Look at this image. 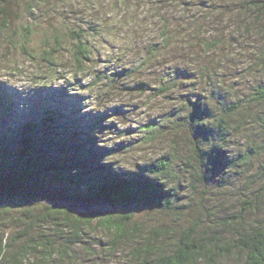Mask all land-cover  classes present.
Instances as JSON below:
<instances>
[{
  "label": "trees",
  "instance_id": "obj_1",
  "mask_svg": "<svg viewBox=\"0 0 264 264\" xmlns=\"http://www.w3.org/2000/svg\"><path fill=\"white\" fill-rule=\"evenodd\" d=\"M84 2L0 0V33L7 32L9 41L18 44L26 58H37L30 45L37 34L44 33L48 48L42 59L50 72L36 75L37 91L48 89L49 81L57 80L59 77H52L62 75V70L70 74L61 81L77 83L69 86L72 90H81L77 80L92 73V82L104 83L109 77L112 87L121 89L115 84L119 81L123 86V80L137 72L126 67L111 73L93 72L90 64L94 47L89 35L99 31L83 27L86 19L71 27L64 16L59 24L50 18L49 14L57 11L56 4L72 7ZM124 2L120 0L118 6ZM41 5H52L40 11L43 27L35 15ZM194 7L205 16L204 24L217 13L223 25L234 22V26H245L248 34L244 36L255 40L259 48L255 51V67L251 65L249 70L255 68L261 74L255 78L257 83L248 99L234 98L232 87L225 88L221 81H215L211 75L218 80L217 71L213 74L210 69H197L180 79L187 69L173 65L166 70L171 71L169 76L162 75L155 85L139 81L127 90L145 93L149 89L167 95L179 89L184 93L177 107L163 118L138 127L112 126L118 138L105 141L100 133L110 124L104 122L117 119L123 106L105 111V105L99 103L98 113L90 117L62 104L65 99L55 100L45 93L18 113L14 108L16 95L0 83V206L18 201L44 206V216L36 214L33 220L50 225L55 232L54 236L50 233L40 238L24 235V242H7L0 236V264H62L64 258L66 264H77L76 250L88 243L86 238L93 228L102 229L108 237L107 241L99 240V253L90 252L101 258V264H122L117 260L122 251L128 258L125 264H264V177L259 187L248 190L255 176L253 159L264 155L260 151L264 146V0H200L194 2ZM238 21L241 22L237 24ZM172 27L163 31L164 41L170 40ZM224 34L225 31L217 33V38L204 42L200 38L204 45L201 54L227 50ZM65 50L73 60L71 68H62L58 61ZM153 55L151 52L147 56L145 65ZM91 88L86 87L89 92ZM61 92L66 98L67 93ZM240 116L241 120H237ZM256 125L261 134L259 145L251 143L246 147L235 142L234 138ZM176 130L190 132L185 135L190 158H184V173L176 171L177 148L138 166L124 154L134 149L132 140L122 139L128 135L139 133L142 140L152 142ZM260 169L264 175V165ZM102 203L120 204L124 213H73ZM132 207L168 214L179 227L165 224L143 228L134 222ZM35 225L27 223L26 228L31 230Z\"/></svg>",
  "mask_w": 264,
  "mask_h": 264
},
{
  "label": "rangeland",
  "instance_id": "obj_2",
  "mask_svg": "<svg viewBox=\"0 0 264 264\" xmlns=\"http://www.w3.org/2000/svg\"><path fill=\"white\" fill-rule=\"evenodd\" d=\"M91 1L94 4H91ZM199 1L125 0L122 7L118 6L120 0H85L84 3H79L72 7L68 4L64 6L56 4L55 8L57 11L49 14L53 22L59 24V21L64 16L66 22H69L70 26L73 27L75 22L86 19L88 22L82 23L83 27H90L99 31L96 34L89 35L94 47L93 61L90 64L93 72L103 73L105 71L111 73L121 69V67L132 68L137 70V72L132 75V78L129 77V80L124 79L125 83L123 86L119 81L115 84V86H120L121 89L112 87L113 82H110L112 79L109 77L104 83L98 82L96 84V82H92L94 76V73H92L87 77L82 75L77 80L79 86H82L81 90L77 88L72 90L69 86L73 87L77 83L72 82L70 85L71 82H65L64 79L61 81L60 78L63 76L67 77L70 74L67 70H62V75L58 73L52 77L54 80L55 77H59L57 80L49 81L48 85L50 87L48 89L37 91L36 75L45 76L50 72L44 66V60L42 59L44 50L48 48L45 44L44 33L37 34L30 45V50L33 51L37 58L28 59L18 44L14 45V43L9 41L11 37L5 32L0 33V83L7 85V91L12 92L14 96L16 95L15 101L17 105L14 108L18 113L19 110L26 109L25 107L30 108V102L38 101L41 95H46L45 93H48L55 100L65 99L63 101L66 103L62 102V104L78 108L80 111L89 114L90 117L94 113H98L99 103L105 105V111H109L110 107L116 105L123 106V112L116 116L117 119L111 118L109 122H104L109 123L111 126H108L104 132L100 133L105 141H114V139L118 138L116 136L117 133H115L117 130H112L115 129V126L120 129L128 128L129 126L138 127L141 123L148 122L151 119L163 118L170 110L177 107L179 98L184 93L179 89H175L167 93V95H159L157 91H149V89L145 93L138 90H133L132 92L127 90L128 87L139 81L155 85L156 81L161 80L162 75L165 77L166 75L169 76L171 71L166 70L173 65L187 69V72L180 74V79L186 78V75H189L187 74L188 71L193 72L197 69L203 72H209L208 69H210L212 72L209 73L213 74L215 73L214 71H217L218 80L214 75H211L215 81H221L225 88L232 87L234 98L241 96L244 99H248L249 94L254 91L255 82L257 83L255 78L261 74V71L257 72L255 68L249 70L251 65L255 67L254 62L257 55L255 51L259 47L255 44V40L244 36L248 34L245 26H234V22L231 23V26L227 22L223 25L219 21L221 19L217 13H214L212 18L204 24L202 19L205 16L200 15L203 13L198 12V9L194 7V2ZM212 1L224 2V0ZM88 4L90 5L87 6ZM51 7L52 5H41L37 8L35 15L37 23L41 27H43L44 23L39 20L42 19L39 15L40 11L43 10L45 12ZM79 17L82 18L78 19ZM25 21L28 20L25 19ZM195 21H199V24ZM239 22L241 21H238L237 24ZM166 25L174 27H172V31H168L170 37L168 41L163 40L162 34L163 31L168 29ZM224 31L223 38L227 50L223 49L224 52H219V54H201L203 44L200 38H202V42L207 41V38L214 40L218 37L217 33ZM101 33L102 35H100ZM233 34L235 36L232 37ZM67 44L70 46L69 43ZM151 52L155 54L153 55V60L145 65L147 56ZM58 61L62 68L66 66H68L66 68L72 67L73 60L70 53L66 50L60 54ZM16 64L20 66L14 72ZM65 80L68 81L66 78ZM87 86H92L90 92L86 89ZM61 91H66V98L60 94L62 93ZM22 94H24V97H22ZM28 94H31V96ZM124 109H128V111L126 112ZM254 110L252 112H257ZM237 120H241V116L237 117ZM239 122L237 121V123ZM256 126L253 130H248L246 134H239L238 137L234 138L235 142L240 144V146L246 147L251 143L259 145L261 134H258L257 128L259 127L258 125ZM188 134H190L189 131ZM188 134L177 130L171 131V134H164L152 142L142 140L140 136H137L140 135L139 133L132 136L128 135V137L122 139L126 141L132 140L134 149L132 148V150L124 152V154L129 156L134 164L138 166L144 161H152L177 148L176 171L180 172L181 168L184 167V158H190V148L185 136ZM139 141L142 142L139 143ZM260 151H264V146ZM261 165H264V155L253 159L251 169L256 174L253 172L255 176L252 178L248 190L256 189L262 183L264 175L262 169H260ZM45 208L35 203L28 204L22 201L8 202L1 205L0 236H3L7 242L13 239L18 242H24L26 239L22 237L24 235L40 238L51 233L54 236V229H50V225L46 223L41 225L40 220H33L36 214L44 216ZM131 210L134 215V222L140 224L143 228L155 229L165 224H168L166 225L167 227H179L175 219L168 214H161L144 207H141V209L132 207ZM82 212L90 214H98V212L103 214H122L124 209L120 204L110 205L102 203L98 204V206L87 205L83 209L73 211L76 215L82 214ZM31 222L36 225L31 230H27L26 224ZM180 223L183 224V221ZM86 239L88 243L76 250L75 261L78 262L77 264H101V258L93 257L90 252L99 253V240L107 241L106 233L100 228H93L88 232ZM88 247L90 248L89 250L86 249ZM117 260L118 263L123 262L122 264H125L128 260L126 253L120 252ZM62 264H66V258L62 260Z\"/></svg>",
  "mask_w": 264,
  "mask_h": 264
}]
</instances>
